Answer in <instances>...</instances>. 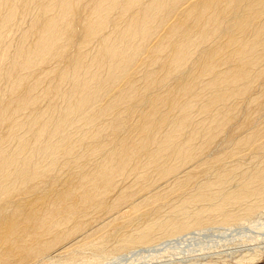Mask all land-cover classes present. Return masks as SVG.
I'll return each instance as SVG.
<instances>
[{
    "label": "bare ground",
    "instance_id": "1",
    "mask_svg": "<svg viewBox=\"0 0 264 264\" xmlns=\"http://www.w3.org/2000/svg\"><path fill=\"white\" fill-rule=\"evenodd\" d=\"M263 213L264 0H0V264L251 263Z\"/></svg>",
    "mask_w": 264,
    "mask_h": 264
},
{
    "label": "rangeland",
    "instance_id": "2",
    "mask_svg": "<svg viewBox=\"0 0 264 264\" xmlns=\"http://www.w3.org/2000/svg\"><path fill=\"white\" fill-rule=\"evenodd\" d=\"M234 234L235 235H233V236H231L229 238L235 239L237 237V235H236V233H234ZM217 239H218V236H215V234H214V235H212V238H207L206 241H203L201 238H197L196 240H194V242H191L190 244L192 245L191 247H193L197 251L198 248H201V245L218 246L217 245V243H218ZM171 251H174V249L172 247H168V246L165 247V248H161V247L158 248V249L155 248L154 251L150 250L149 252H144V253H146L145 255H141L140 256V255L136 254V257H137L136 259L137 260L138 259L139 260L140 259H145L146 263L142 261L144 264H175V262H177L176 264H182L183 261H189V263L191 262V264H196V262H197V264H199V263L200 264H210V263H212V264H224V263L225 264H237V263H235L233 261V259H230V258L226 259L225 261H222L223 259H225L224 257L216 259L215 257H213V253H211L212 254L211 255L209 253V251H207V253L209 255L208 254L199 255V256H197L198 258L196 256L194 257V253H193V256H191L192 251L181 252V253L180 252L178 253L177 251H175V252H171ZM206 256H208V257H206ZM184 257H189V258H184ZM84 258H85L84 260L86 262L88 260H91L92 262H95V263L99 262V259H97L96 257L92 256L91 254H86V256H84ZM200 258H203V259H200ZM213 258H215V259H213ZM190 259H191V261H190ZM162 260H165L167 262H165V261L163 262ZM192 262H195V263H192ZM239 264H264V254H262L258 258V261L256 259V261H253L251 263L250 262L249 263L245 262V263H239Z\"/></svg>",
    "mask_w": 264,
    "mask_h": 264
}]
</instances>
